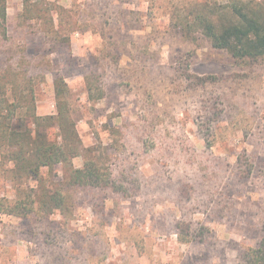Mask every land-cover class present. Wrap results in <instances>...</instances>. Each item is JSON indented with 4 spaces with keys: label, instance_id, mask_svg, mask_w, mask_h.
I'll list each match as a JSON object with an SVG mask.
<instances>
[{
    "label": "rangeland",
    "instance_id": "obj_1",
    "mask_svg": "<svg viewBox=\"0 0 264 264\" xmlns=\"http://www.w3.org/2000/svg\"><path fill=\"white\" fill-rule=\"evenodd\" d=\"M246 4L264 0H38L30 17L6 0L0 121L34 93L38 115L71 118L80 154L32 174L0 126V264H240L260 243L264 58L183 28ZM86 162L100 178L74 184ZM52 194L63 206L38 210Z\"/></svg>",
    "mask_w": 264,
    "mask_h": 264
},
{
    "label": "trees",
    "instance_id": "obj_2",
    "mask_svg": "<svg viewBox=\"0 0 264 264\" xmlns=\"http://www.w3.org/2000/svg\"><path fill=\"white\" fill-rule=\"evenodd\" d=\"M37 1L24 0L23 14L32 16L30 12ZM232 11L234 19L221 27L208 16L197 14L192 22L187 21L185 25L182 23L184 32L194 29L195 32L202 33L211 42L212 47L226 50L236 61H258L264 58V7L262 9V7H248L247 4L234 5ZM6 20V0H0V33L2 34L7 32ZM63 84H66L65 79L56 76L57 97L61 94ZM18 98L22 100L21 97ZM23 101L27 103L25 111L17 112L15 108H10L6 117L0 121V126L4 128L1 138L7 140L5 147L11 153L10 160L17 167H28L30 173L36 174L41 167L68 163L71 158L80 154L77 129L64 111H59L57 115H38L34 93L25 97ZM13 119H17V122H12ZM49 125L57 128L56 138L50 137L47 131ZM97 178H100L97 167L86 162L84 168L74 171L72 182L90 185L96 183ZM47 198H40L42 202L38 210L46 209L47 206L59 208L64 204L61 195L52 194L49 200H46ZM33 209L30 208L31 211ZM262 230L260 243L245 250L240 264H264V224Z\"/></svg>",
    "mask_w": 264,
    "mask_h": 264
}]
</instances>
